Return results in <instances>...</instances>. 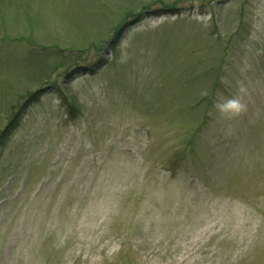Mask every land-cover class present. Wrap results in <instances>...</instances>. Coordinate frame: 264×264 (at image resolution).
I'll list each match as a JSON object with an SVG mask.
<instances>
[{
  "label": "rangeland",
  "instance_id": "obj_1",
  "mask_svg": "<svg viewBox=\"0 0 264 264\" xmlns=\"http://www.w3.org/2000/svg\"><path fill=\"white\" fill-rule=\"evenodd\" d=\"M0 264H264V0H0Z\"/></svg>",
  "mask_w": 264,
  "mask_h": 264
},
{
  "label": "trees",
  "instance_id": "obj_2",
  "mask_svg": "<svg viewBox=\"0 0 264 264\" xmlns=\"http://www.w3.org/2000/svg\"><path fill=\"white\" fill-rule=\"evenodd\" d=\"M119 34V33H118ZM117 33H116V36L118 35Z\"/></svg>",
  "mask_w": 264,
  "mask_h": 264
}]
</instances>
